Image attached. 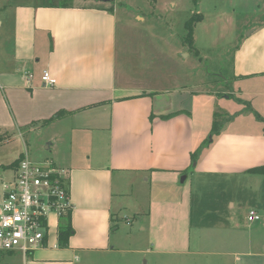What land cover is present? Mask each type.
<instances>
[{
    "label": "crops",
    "instance_id": "obj_1",
    "mask_svg": "<svg viewBox=\"0 0 264 264\" xmlns=\"http://www.w3.org/2000/svg\"><path fill=\"white\" fill-rule=\"evenodd\" d=\"M116 43L113 7L0 0V139L12 140L16 133L23 143L24 133L36 130L47 148L59 146L60 152L46 159L70 169L74 204L67 244L52 227L49 240L56 248L16 262L76 264L85 255L119 253L117 244L132 232L117 234L113 221L129 210L141 215V231L150 228L155 254L173 242L160 224L173 220L192 228L194 218L197 228H209L214 237L223 230L221 240L230 249L221 255H252L264 264V172L250 171L264 167V111H257L262 120L253 126L221 128L196 159L194 91L171 75L166 87L163 76L150 82L119 74ZM44 69L56 79L53 86L41 81ZM25 71L32 73L29 81ZM233 77L240 81L237 93L258 96L255 108L264 110V26L241 39ZM24 154L16 152L13 172ZM188 175L205 190L199 201L200 208L207 206L204 212L193 211ZM249 176L256 177L257 203L245 215L240 206ZM251 209L260 221L246 220ZM165 212L172 214L170 220ZM126 223L132 225V219ZM189 235L187 230L186 253Z\"/></svg>",
    "mask_w": 264,
    "mask_h": 264
},
{
    "label": "rangeland",
    "instance_id": "obj_2",
    "mask_svg": "<svg viewBox=\"0 0 264 264\" xmlns=\"http://www.w3.org/2000/svg\"><path fill=\"white\" fill-rule=\"evenodd\" d=\"M54 1L72 5L97 3L113 7L117 20L118 73L125 71L133 78L150 82L163 76L166 87L171 85L170 79L173 76L188 90L194 91L196 159L201 157L219 132L211 131L215 120L219 130L229 126L231 129L253 126L256 120L261 122L258 112L264 110H257L254 102L258 96L245 98L237 93L240 81L233 77V64L241 39L264 26V0H113L111 4L103 0ZM44 138L35 130L24 133L23 143L16 141V133L12 140L0 139V179L6 182L14 175L10 165L16 159L18 149L26 152L35 162H44L49 160L46 158L60 152V147L56 145L47 148ZM188 176L187 184L192 185L193 211L197 208V212L205 190ZM247 178L251 179L246 181L245 201L240 206L245 215L257 203L256 183L253 180L256 177ZM3 182L0 180V202ZM206 207L200 208V211L204 212ZM206 214L212 216L208 211ZM164 215L169 220L172 218L171 213L165 212ZM140 216L124 210L113 221L117 225V234L132 232L117 244L121 249L119 253L94 257L85 255L76 264H257V259L252 255H239L237 258L221 255L222 251L230 249L221 240L223 230H219L214 237L209 228H197L200 222L194 218L192 228L186 225L184 229L182 222L173 220L160 224L165 226L168 235L173 236V242L164 244L163 251L155 254L151 251L155 249L151 240L153 235L147 226L146 230L141 231ZM127 219H132V225L126 223ZM50 221L52 230L55 218L51 217ZM187 230L190 238L188 253L185 252L187 238H184ZM201 235L203 242L199 243L198 236ZM175 240L179 243H175ZM111 243V246L115 243L113 237ZM146 249L149 251L146 252ZM8 254L0 250V264H8L12 260H15V264H21L16 262L17 258L22 257L20 254Z\"/></svg>",
    "mask_w": 264,
    "mask_h": 264
},
{
    "label": "built area",
    "instance_id": "obj_3",
    "mask_svg": "<svg viewBox=\"0 0 264 264\" xmlns=\"http://www.w3.org/2000/svg\"><path fill=\"white\" fill-rule=\"evenodd\" d=\"M23 76L29 81L32 73L25 71ZM40 79L46 86L56 83L48 69L42 70ZM70 172V169L56 165L51 160L35 162L27 154L18 160L13 178L2 183L1 251L18 253L26 258L39 249L58 246L49 240L50 218H55V235H58L59 221L74 209L70 195ZM261 219L262 216L253 209L246 216L248 222Z\"/></svg>",
    "mask_w": 264,
    "mask_h": 264
},
{
    "label": "trees",
    "instance_id": "obj_4",
    "mask_svg": "<svg viewBox=\"0 0 264 264\" xmlns=\"http://www.w3.org/2000/svg\"><path fill=\"white\" fill-rule=\"evenodd\" d=\"M56 3L59 6H64L65 5V2H63V1H57V2L54 1V4H56ZM188 28H189V31H190L188 37L190 39V36H191V25H189ZM219 128L220 127H219L218 123L215 120L212 123L211 131L216 133V132L219 131ZM194 157L195 156L192 153L191 154V158L194 159ZM14 164H15V162H14ZM16 165H17V162H16ZM250 171H252V172H264V167L252 168V169H250ZM69 216L70 215L66 216L65 218H62L63 219L62 221L64 223L62 222L61 225L59 226V235L61 237V244L62 245H66L67 244V240H68L69 236L72 234V227H71V224H70V221H69Z\"/></svg>",
    "mask_w": 264,
    "mask_h": 264
},
{
    "label": "water",
    "instance_id": "obj_5",
    "mask_svg": "<svg viewBox=\"0 0 264 264\" xmlns=\"http://www.w3.org/2000/svg\"><path fill=\"white\" fill-rule=\"evenodd\" d=\"M104 2H106V1H109V2H111V1H113V0H103ZM194 165V164H193ZM185 179V176H182L181 178H180V182H183V180Z\"/></svg>",
    "mask_w": 264,
    "mask_h": 264
}]
</instances>
